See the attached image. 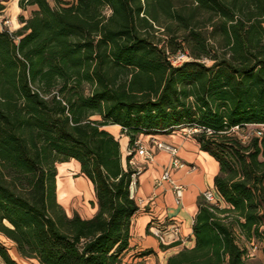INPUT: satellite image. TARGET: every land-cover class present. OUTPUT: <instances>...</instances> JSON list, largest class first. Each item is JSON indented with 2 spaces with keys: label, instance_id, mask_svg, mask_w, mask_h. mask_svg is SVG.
<instances>
[{
  "label": "trees",
  "instance_id": "16d2710c",
  "mask_svg": "<svg viewBox=\"0 0 264 264\" xmlns=\"http://www.w3.org/2000/svg\"><path fill=\"white\" fill-rule=\"evenodd\" d=\"M54 1L19 0L37 9L16 33L0 26V233L39 264H121L139 210L133 153L124 163L105 128L133 149L195 126L227 208L202 200L195 246L166 264H248L239 242L264 240V142L228 131L264 124V0ZM70 160L94 187L90 219L58 201ZM0 257L17 264L2 244Z\"/></svg>",
  "mask_w": 264,
  "mask_h": 264
},
{
  "label": "crops",
  "instance_id": "0c3cea01",
  "mask_svg": "<svg viewBox=\"0 0 264 264\" xmlns=\"http://www.w3.org/2000/svg\"><path fill=\"white\" fill-rule=\"evenodd\" d=\"M255 127L248 125L243 130ZM105 129L119 140L125 163L131 152L128 136L118 125L107 126ZM139 140L152 152L153 161H146L135 153L133 155L137 164L135 168L141 169L134 192L139 210L132 220L130 245L123 257L134 253L137 255L136 264H166L170 256L195 246L193 227L199 213V203L206 190H213L219 195L215 178L220 173V165L213 156L201 149L194 136H187L184 129L171 134L141 135ZM156 142L175 147L184 166L180 169L172 168V156L159 150ZM167 170L172 181L184 187L180 204L176 202L173 185L169 181L157 184ZM220 207L227 208L223 199ZM95 211L96 208L91 216L84 219L92 218ZM263 259V253L257 257L259 261Z\"/></svg>",
  "mask_w": 264,
  "mask_h": 264
},
{
  "label": "rangeland",
  "instance_id": "374dc122",
  "mask_svg": "<svg viewBox=\"0 0 264 264\" xmlns=\"http://www.w3.org/2000/svg\"><path fill=\"white\" fill-rule=\"evenodd\" d=\"M65 2H76L77 0H63ZM51 7H57L54 0H49ZM4 10L0 13V26L8 29L12 33H16L23 26L21 23V18L26 20L31 17L32 12L37 9L36 6L28 7L26 10H22L19 7V0H8L3 3ZM110 13L109 9H106V14ZM18 41V40H17ZM243 133H254L255 129H244ZM256 133V132H255ZM264 142V138L262 139ZM130 153H135V147L129 149ZM123 154V153H122ZM128 156V155H127ZM57 194L58 201L65 209L69 216L78 213L81 217L86 218L93 214V209L97 206L96 198L94 193V187L92 183L81 173L80 165L74 161L70 160L68 162L57 164ZM72 191V193H71ZM204 200V199H203ZM246 243V242H241ZM0 244H2L10 254L11 258L17 262V264H39L35 260H27L22 258L16 250L15 244L3 236L0 233ZM131 250V249H130ZM136 254H131L127 257V254L122 258L121 264H136L135 258ZM263 261L247 260L248 264H261ZM0 264H5V262L0 257ZM138 264V263H137Z\"/></svg>",
  "mask_w": 264,
  "mask_h": 264
},
{
  "label": "built area",
  "instance_id": "2783aa9c",
  "mask_svg": "<svg viewBox=\"0 0 264 264\" xmlns=\"http://www.w3.org/2000/svg\"><path fill=\"white\" fill-rule=\"evenodd\" d=\"M189 60L188 56L186 54H179L177 56L171 57L170 61L174 66H178L182 64L183 62ZM256 127L254 133H243L242 128L239 127H234L232 128L229 132L230 135H233L237 137L242 143L246 144L248 143L252 138H264V124L261 125H255ZM185 134L187 136H194L195 134L199 133L202 131L200 128L191 126L187 127L184 129ZM208 133H211L210 130H207ZM156 147L159 150L165 151L169 153L173 160L171 163L172 168L174 169H180L184 165L182 162L179 160L178 155H177V149L171 145L164 144L161 142H156L155 143ZM135 154L139 155L146 161H153V154L151 151H149L138 139L135 144ZM130 165L133 167L134 173L132 175V183H131V194L134 197V192L135 188L137 186V177L141 172L140 168H135L137 166L135 162V158L132 157L130 160ZM162 181H169L173 185V190L175 193V198L177 204H180L182 202V198L184 195V187L180 184H176L175 182L172 181V178L170 176L169 170L165 171L163 176L161 177L160 180L157 181V184H161ZM203 199L207 204L210 206H220L222 198L220 195L216 194L215 191L213 190H206L203 192ZM175 232H178V229H175ZM240 247L245 250V259L246 260H255L257 257L263 253V248H264V240L260 241L257 239H252L251 241H247L246 243H241L239 242Z\"/></svg>",
  "mask_w": 264,
  "mask_h": 264
},
{
  "label": "bare ground",
  "instance_id": "6f19581e",
  "mask_svg": "<svg viewBox=\"0 0 264 264\" xmlns=\"http://www.w3.org/2000/svg\"><path fill=\"white\" fill-rule=\"evenodd\" d=\"M71 193H72V191H71Z\"/></svg>",
  "mask_w": 264,
  "mask_h": 264
}]
</instances>
